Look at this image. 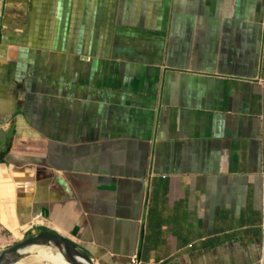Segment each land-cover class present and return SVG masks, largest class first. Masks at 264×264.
I'll list each match as a JSON object with an SVG mask.
<instances>
[{"label": "crops", "instance_id": "crops-1", "mask_svg": "<svg viewBox=\"0 0 264 264\" xmlns=\"http://www.w3.org/2000/svg\"><path fill=\"white\" fill-rule=\"evenodd\" d=\"M43 231L264 264V0H0V235Z\"/></svg>", "mask_w": 264, "mask_h": 264}, {"label": "water", "instance_id": "water-1", "mask_svg": "<svg viewBox=\"0 0 264 264\" xmlns=\"http://www.w3.org/2000/svg\"><path fill=\"white\" fill-rule=\"evenodd\" d=\"M35 246H52L58 249H66L68 258L73 264H82L76 261V256L84 261L83 264H94L93 260L73 241L53 233L43 231L35 235L28 236L15 244L0 251V264H15L26 256L27 250Z\"/></svg>", "mask_w": 264, "mask_h": 264}, {"label": "bare ground", "instance_id": "bare-ground-1", "mask_svg": "<svg viewBox=\"0 0 264 264\" xmlns=\"http://www.w3.org/2000/svg\"><path fill=\"white\" fill-rule=\"evenodd\" d=\"M36 249H46V253H40L33 257H27V258H21L18 262L15 264H41L43 262H48L50 264H73L70 262L68 258V254L66 252V249H58L54 247H43V248H30L29 254H31ZM49 250V251H47ZM50 250H53L54 252H51ZM27 256V255H26ZM76 261L78 263H84L82 259L76 256Z\"/></svg>", "mask_w": 264, "mask_h": 264}, {"label": "rangeland", "instance_id": "rangeland-1", "mask_svg": "<svg viewBox=\"0 0 264 264\" xmlns=\"http://www.w3.org/2000/svg\"><path fill=\"white\" fill-rule=\"evenodd\" d=\"M22 240V238H20V237H18V236H13V235H11V234H6V233H4V234H2V235H0V250L4 247V248H7L8 246H11V245H13V244H15L16 242H18V241H21ZM46 247H52V246H46ZM3 248V249H4ZM33 248V247H32ZM35 248H43V247H41V246H35ZM29 250L30 249H28L27 250V253H26V255L27 256H25L24 258H27L28 256L29 257H33V256H35V255H37V254H42V253H46V249H44V250H42V249H36L35 251H33L31 254H29ZM47 251H49V250H47ZM51 252H54L53 250H50ZM41 264H50V263H48V262H43V263H41Z\"/></svg>", "mask_w": 264, "mask_h": 264}, {"label": "built area", "instance_id": "built-area-1", "mask_svg": "<svg viewBox=\"0 0 264 264\" xmlns=\"http://www.w3.org/2000/svg\"><path fill=\"white\" fill-rule=\"evenodd\" d=\"M132 264H141L137 255L132 257Z\"/></svg>", "mask_w": 264, "mask_h": 264}]
</instances>
